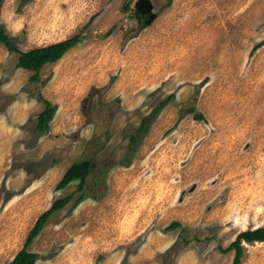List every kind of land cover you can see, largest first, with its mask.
Listing matches in <instances>:
<instances>
[{
    "label": "rangeland",
    "instance_id": "rangeland-1",
    "mask_svg": "<svg viewBox=\"0 0 264 264\" xmlns=\"http://www.w3.org/2000/svg\"><path fill=\"white\" fill-rule=\"evenodd\" d=\"M138 1H3L22 52L82 40L38 83L0 46V264L66 197L29 247L36 264H234L236 237L264 228V0H150L151 24ZM39 96L57 107L45 134ZM86 158L85 189L58 190ZM242 246V264H264V242Z\"/></svg>",
    "mask_w": 264,
    "mask_h": 264
},
{
    "label": "trees",
    "instance_id": "trees-1",
    "mask_svg": "<svg viewBox=\"0 0 264 264\" xmlns=\"http://www.w3.org/2000/svg\"><path fill=\"white\" fill-rule=\"evenodd\" d=\"M3 1L4 0H0V21L1 5ZM137 14L140 15L138 12ZM81 40L82 36L79 34L73 38L56 44L34 48L28 52H22L16 47L15 40L8 36L5 29L0 25V45L5 46L10 53H16L19 55L17 68L34 73L30 78V81L33 83L41 82L40 72L46 65L55 64L60 61L73 47L79 44ZM259 47L260 46L255 47L254 49ZM172 98L173 96H170L166 100L162 101L148 116L142 120L140 126L130 135L128 149L130 157L136 152L139 144L149 132L152 122L160 115L162 110L168 105ZM37 100L44 104V110L37 118V132L45 134L50 130V124L56 115L57 107L52 102L45 100L42 96H39ZM189 113H194V110L189 111ZM195 117L200 120L203 116L196 114ZM92 173L93 160L90 158L81 159L71 165V167L65 172L61 181L57 185V189H65L71 183L79 181V190L83 191L85 189L86 180ZM85 196V194H82L77 199L73 209L85 199ZM71 200L72 197H66L54 202L52 207L39 217L36 224L29 232L23 249L15 256L11 264H36L39 255L30 252L29 247L40 235L49 218L54 213L66 207ZM178 226L179 224H173L170 229H174ZM244 242L248 244L264 242V228L245 231L236 237V240L227 249L228 252H235L234 264H242V256L244 252L242 243Z\"/></svg>",
    "mask_w": 264,
    "mask_h": 264
},
{
    "label": "water",
    "instance_id": "water-1",
    "mask_svg": "<svg viewBox=\"0 0 264 264\" xmlns=\"http://www.w3.org/2000/svg\"><path fill=\"white\" fill-rule=\"evenodd\" d=\"M136 9L143 15H149L146 24H151L157 16V14L154 12V6L150 0H139L136 3Z\"/></svg>",
    "mask_w": 264,
    "mask_h": 264
},
{
    "label": "flooded vegetation",
    "instance_id": "flooded-vegetation-1",
    "mask_svg": "<svg viewBox=\"0 0 264 264\" xmlns=\"http://www.w3.org/2000/svg\"><path fill=\"white\" fill-rule=\"evenodd\" d=\"M145 18H146V20H147V19L149 18V15H146Z\"/></svg>",
    "mask_w": 264,
    "mask_h": 264
},
{
    "label": "crops",
    "instance_id": "crops-1",
    "mask_svg": "<svg viewBox=\"0 0 264 264\" xmlns=\"http://www.w3.org/2000/svg\"><path fill=\"white\" fill-rule=\"evenodd\" d=\"M56 44V43H55ZM1 46V45H0ZM23 70V69H22ZM26 71V70H25Z\"/></svg>",
    "mask_w": 264,
    "mask_h": 264
}]
</instances>
